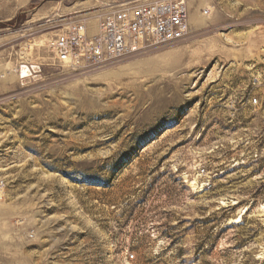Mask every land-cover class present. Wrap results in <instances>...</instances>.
I'll use <instances>...</instances> for the list:
<instances>
[{
    "label": "rangeland",
    "instance_id": "1",
    "mask_svg": "<svg viewBox=\"0 0 264 264\" xmlns=\"http://www.w3.org/2000/svg\"><path fill=\"white\" fill-rule=\"evenodd\" d=\"M114 1L0 0V264H264L242 96L264 0H185L186 41L58 64L57 35Z\"/></svg>",
    "mask_w": 264,
    "mask_h": 264
},
{
    "label": "built area",
    "instance_id": "2",
    "mask_svg": "<svg viewBox=\"0 0 264 264\" xmlns=\"http://www.w3.org/2000/svg\"><path fill=\"white\" fill-rule=\"evenodd\" d=\"M108 8L93 33L84 23L74 22L57 35L51 49L58 64L88 72L156 47L184 42L190 36L185 0H115ZM242 96L262 119L252 129L243 163L256 166L264 185V70L250 75ZM199 172L206 177L204 168ZM3 188L0 180V192Z\"/></svg>",
    "mask_w": 264,
    "mask_h": 264
},
{
    "label": "crops",
    "instance_id": "3",
    "mask_svg": "<svg viewBox=\"0 0 264 264\" xmlns=\"http://www.w3.org/2000/svg\"><path fill=\"white\" fill-rule=\"evenodd\" d=\"M200 23H201V21L198 20L197 17H192L191 19L189 17V25H190V28H191V25L200 24Z\"/></svg>",
    "mask_w": 264,
    "mask_h": 264
},
{
    "label": "bare ground",
    "instance_id": "4",
    "mask_svg": "<svg viewBox=\"0 0 264 264\" xmlns=\"http://www.w3.org/2000/svg\"><path fill=\"white\" fill-rule=\"evenodd\" d=\"M23 71H24V70H23ZM23 71H22V72H23ZM25 71H26V70H25ZM25 73H26V72H25ZM23 74H24V73H23ZM192 184H194V183H192ZM224 204H225V203H224ZM261 211L264 213V205L261 206Z\"/></svg>",
    "mask_w": 264,
    "mask_h": 264
}]
</instances>
